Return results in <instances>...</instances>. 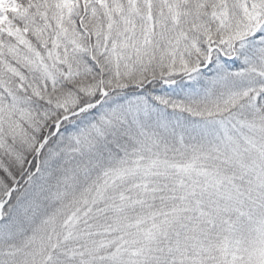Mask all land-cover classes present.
<instances>
[{"label":"snow or ice","instance_id":"1","mask_svg":"<svg viewBox=\"0 0 264 264\" xmlns=\"http://www.w3.org/2000/svg\"><path fill=\"white\" fill-rule=\"evenodd\" d=\"M0 264H264V0H0Z\"/></svg>","mask_w":264,"mask_h":264}]
</instances>
